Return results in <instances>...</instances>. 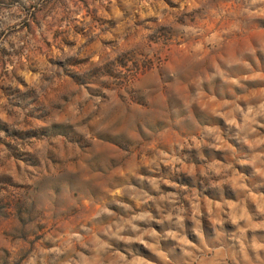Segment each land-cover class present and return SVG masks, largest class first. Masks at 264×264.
Masks as SVG:
<instances>
[{"label": "rangeland", "instance_id": "1", "mask_svg": "<svg viewBox=\"0 0 264 264\" xmlns=\"http://www.w3.org/2000/svg\"><path fill=\"white\" fill-rule=\"evenodd\" d=\"M0 264H264V0H0Z\"/></svg>", "mask_w": 264, "mask_h": 264}]
</instances>
